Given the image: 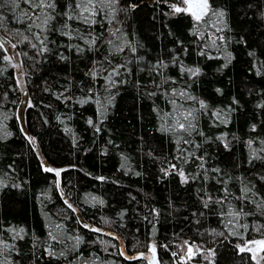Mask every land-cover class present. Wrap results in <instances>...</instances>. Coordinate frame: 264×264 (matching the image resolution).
Here are the masks:
<instances>
[{
	"label": "rangeland",
	"instance_id": "374dc122",
	"mask_svg": "<svg viewBox=\"0 0 264 264\" xmlns=\"http://www.w3.org/2000/svg\"><path fill=\"white\" fill-rule=\"evenodd\" d=\"M54 1L57 8L51 36L54 47L66 53L61 54L62 67L78 70L73 56L88 54L89 40L105 34L101 51L91 56L114 59L119 91L113 103L108 101L102 96L101 83L84 71L79 76L88 80V87L80 80L69 84L62 80L40 82L36 86L25 83L15 40L0 33L11 67L3 84L9 92H21L17 103L21 131L33 143L24 127V109L37 98L53 100L68 126L86 131L101 151L112 154L121 165H135L139 159L148 164L150 171L166 175L172 182L186 211L196 215L194 224L209 237L196 241L182 238L179 258H189L191 247V256L212 259V241L227 236L239 250L251 248V252H246L252 259L255 257V264H264L262 246L250 243L264 240V0H257L261 9L237 19L231 12L234 0H209V14L200 22L188 13H174L172 5L186 7L182 0H163L153 34L138 25H133L131 31L112 26L111 4L107 0L99 2L98 16H88L95 23H85L80 15L67 18L74 16L70 10L77 0ZM27 5L24 24L34 30V7L31 2ZM240 20L244 24L237 29ZM255 27L260 29V44L250 47L242 31L248 33ZM136 37L145 42L134 45ZM168 37H183L189 44L172 51ZM251 39L252 45L254 36ZM153 41L158 47L154 48ZM197 43L207 49L199 52ZM248 59L254 77L247 81L242 75L239 81L235 75L230 80L231 70L243 67ZM196 69L199 71L194 76L189 70ZM246 87L251 90L249 97L241 99L237 92L243 94ZM244 104L250 106L249 114L243 113ZM65 105H73L76 110L68 115ZM131 106L140 107L139 111L147 116V127L154 132L160 147L147 153L134 146L128 130ZM180 123L185 124L186 130L179 128ZM43 164L54 169L55 175L60 168ZM180 172L187 177L186 183Z\"/></svg>",
	"mask_w": 264,
	"mask_h": 264
},
{
	"label": "trees",
	"instance_id": "16d2710c",
	"mask_svg": "<svg viewBox=\"0 0 264 264\" xmlns=\"http://www.w3.org/2000/svg\"><path fill=\"white\" fill-rule=\"evenodd\" d=\"M101 1L104 0H92L89 5L95 15L75 6L70 14L98 16ZM107 1L112 12L109 22L115 28L131 31L133 25H138L152 34L157 29L163 0ZM29 2L34 7V30L24 24ZM38 3L39 0H15V4L0 0V33L15 40L25 83L36 86L40 82L62 80L69 84L80 80L88 87V80L79 76L84 71L101 83L102 96L113 103L119 91L116 63L114 59L91 56L101 51L107 35L89 40L88 54L73 56L78 70L64 68L62 55L66 53L54 47L51 36L55 1L46 0L54 3V8H39ZM233 7L232 17L236 19L261 9L257 0H234ZM243 24L238 21L237 29ZM259 31L258 27L248 33L242 31L250 47L260 44ZM2 39L0 36V264H146L144 258L153 246L159 264H255L227 236L212 241V259L201 260L197 255L179 258L182 238L196 241L209 237L194 224L196 215L186 211L168 177L150 171L148 164L139 159L135 165H121L112 154L101 151L86 131L68 126L56 110L58 104L49 98H37L24 109V127L32 143L17 121L21 92H9L3 84L11 67ZM142 40L136 37L134 45H142ZM168 43L172 51L189 44L183 37H168ZM152 44L158 47L157 42ZM196 47L199 52L207 49L201 43ZM250 64L248 59L243 67L230 69V80L235 75L242 79L243 75L249 81L254 77ZM243 92H237L241 99L248 98L251 90L246 87ZM139 108L128 109V130L134 146L148 153L160 145ZM65 109L68 115L76 110L73 105H65ZM243 110L249 114L251 108L245 105ZM42 161L60 166L59 175L45 171ZM261 212L264 215V209Z\"/></svg>",
	"mask_w": 264,
	"mask_h": 264
},
{
	"label": "snow or ice",
	"instance_id": "6c2138e0",
	"mask_svg": "<svg viewBox=\"0 0 264 264\" xmlns=\"http://www.w3.org/2000/svg\"><path fill=\"white\" fill-rule=\"evenodd\" d=\"M9 3L15 4V0H8ZM183 4L187 5V7H178L176 5H172L173 11L174 13H181V12H185L190 14L197 22H200L204 19L205 16H207L209 14V0H182ZM92 4V0H77V3L75 4V8L77 9H82L83 12H89L92 11V14L95 15L94 10L89 8V5ZM36 7L39 8H44V7H48V8H54L55 5L54 3H46V0H39V3L36 5ZM69 7H72V5H69ZM80 18L84 20L85 23H95L94 20L90 21L88 17H84L82 14H79ZM220 15H223L222 13H220ZM68 19H74L75 16H68ZM51 17H46L44 20V23L47 24L48 20H50ZM39 27V25H37ZM15 47V46H13ZM134 51V49H133ZM192 72V75H197L198 74V69L196 70H189ZM181 95H183V93H181ZM201 106L203 107V103L201 102ZM187 116H191V113H188ZM187 118V117H186ZM89 123H91V121H89ZM180 129H185V124L180 123L179 125ZM191 125H189L190 127ZM45 171H49L52 172L54 171V169L51 168H46ZM57 175H59V172H56ZM181 175V177H183V182H187V177L184 176L183 172L179 173ZM207 206V204L205 205ZM70 207V206H69ZM54 239V237H53ZM187 243V242H185ZM250 243L252 244H259L262 246V250H264V240H260V241H251ZM249 251L251 252L252 249L251 248H240V251ZM153 253H155L156 249L155 246H153L152 248ZM188 252L190 254V256L193 254L192 253V248L189 247L188 248ZM51 254V253H50ZM253 259H255V257H253ZM257 264H259V262H257Z\"/></svg>",
	"mask_w": 264,
	"mask_h": 264
},
{
	"label": "water",
	"instance_id": "95a60500",
	"mask_svg": "<svg viewBox=\"0 0 264 264\" xmlns=\"http://www.w3.org/2000/svg\"><path fill=\"white\" fill-rule=\"evenodd\" d=\"M186 7H187V5H186ZM152 248L151 247L149 248L150 250L147 253V255L145 256L144 260H145L146 264H159L158 259L156 258V254L153 253Z\"/></svg>",
	"mask_w": 264,
	"mask_h": 264
}]
</instances>
